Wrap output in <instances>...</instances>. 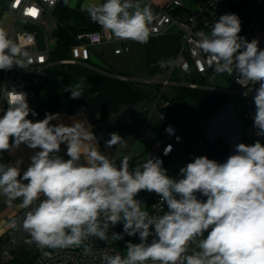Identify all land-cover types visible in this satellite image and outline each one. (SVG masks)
Returning a JSON list of instances; mask_svg holds the SVG:
<instances>
[{"label":"clouds","instance_id":"obj_1","mask_svg":"<svg viewBox=\"0 0 264 264\" xmlns=\"http://www.w3.org/2000/svg\"><path fill=\"white\" fill-rule=\"evenodd\" d=\"M63 3L73 6L70 0ZM80 10L116 40L146 43L150 36L153 13L140 0H88ZM240 32L239 17L223 14L209 34L197 39L194 54L209 56L217 73H235L247 89L259 84L253 122L258 135H264V49ZM26 55L0 28V70L26 68ZM65 91L77 99L85 85L78 82ZM27 96L15 88L3 92L7 107L0 116V153L21 144L39 150L22 175V160L0 163V195L9 203L19 199L27 209L19 226L29 243L40 249L82 248L89 256L90 238L109 245L127 235L138 236L139 242H126L123 254L106 247L100 264H264V144L259 140L236 145L235 154L222 163L195 157L172 177L152 157L130 168L132 157L125 155L117 164L100 150L86 121L53 124L61 114L45 113L34 122L28 117L38 114ZM122 141L111 133L105 146L110 149ZM61 145H66L68 159L60 155ZM141 191L159 196L152 205L158 209L155 214L136 198ZM118 224L123 232L109 234ZM11 225L16 228L18 221Z\"/></svg>","mask_w":264,"mask_h":264},{"label":"built area","instance_id":"obj_2","mask_svg":"<svg viewBox=\"0 0 264 264\" xmlns=\"http://www.w3.org/2000/svg\"><path fill=\"white\" fill-rule=\"evenodd\" d=\"M148 1L153 13V21L149 25L150 36L160 35L177 29L180 38V51L169 67L161 63L164 77L160 80L129 79L122 76H112L121 81H140L146 84L155 85L158 89L153 104L162 119L161 110L168 108L169 103L163 100V96L168 87L176 86L171 82V77L175 69L191 76L192 81L183 84L181 87L197 90H210L216 93L237 95L239 98L254 102L255 88L259 84L248 85V89L238 83L234 73L231 77L227 74H220L215 71L212 59L203 54H194L196 41L201 35L210 33L212 24L223 14H236L240 19L241 7L245 6L244 23L242 37L249 42L253 39H263V44L258 47L264 49V0H191L193 8L185 6L184 0H170L162 5H156L151 0ZM60 0H1L0 1V28L18 46L27 53L24 59L30 60L26 68L14 66L10 70H0V111L6 110V100L3 99L5 89L15 88L17 91L27 93L28 85L35 79L45 78L47 70L54 66L50 62V42L58 40L55 38L57 22L54 18V11ZM34 11L35 15L31 12ZM76 43L69 48V57L59 61L60 65L80 66L91 68L90 49L98 45H112L114 54L121 55L128 51L127 42L130 40H116L113 36L105 33L101 28L96 31L79 34L75 37ZM102 74L108 75L107 73ZM193 79H196L195 81ZM218 79L225 80L227 85L217 86ZM176 84V85H175ZM231 85L234 88H231ZM245 96L244 92L248 91ZM28 99V96H27ZM253 119V117L251 118ZM179 143L177 129L171 124L166 123L160 131L159 146L156 149L147 151L143 160L152 157L165 161L174 155V147ZM2 153H0V156ZM119 164V163H117ZM159 196L156 195L152 205L158 203ZM149 208L150 214H155L158 209ZM166 210V209H165ZM27 209L16 212L10 220L9 228L0 237V264H11L14 261L29 260L23 264H100L99 256L107 247L108 251L120 252L126 250V242H139V237L124 236L123 240L116 243L106 244L99 241L93 244V255L85 256L82 248L68 249H40L34 243H29V235L23 231L19 223ZM12 220L18 221V226L13 228ZM116 231L115 227L110 230ZM122 233V232H119Z\"/></svg>","mask_w":264,"mask_h":264},{"label":"trees","instance_id":"obj_3","mask_svg":"<svg viewBox=\"0 0 264 264\" xmlns=\"http://www.w3.org/2000/svg\"><path fill=\"white\" fill-rule=\"evenodd\" d=\"M244 11L245 6L243 5L240 13V36H242L244 23L246 22ZM54 18L57 22L58 40L57 48L52 52V56L57 60H65L69 57L68 50L70 46L76 43L75 37L77 35L96 31L100 28L89 19L86 12H82L78 7H66L63 0H60L56 7ZM87 70L90 71L82 67L83 72ZM103 72L107 73L105 70ZM94 77V85L85 88L84 95L77 99H72L70 92L56 91V88L65 82L63 80L54 85L42 81L34 82L26 88L28 103L35 104V112L38 115L58 110L73 113L82 108H93L98 113L100 120L103 121L120 107L137 104L144 99L142 92L132 81H121L112 76L97 73L94 74ZM231 88H234V86L231 85ZM232 99V96L228 94L185 87L176 88L171 95L163 97V100L168 102L169 106L162 109L160 113L163 125L171 123L177 129L179 143L174 147V155L178 160H182L187 164L198 156H207L209 159H214L211 152L207 151L209 144L204 140L201 130L205 120L220 112ZM239 102L254 114V102L243 98H240ZM31 117L35 118L36 116ZM243 124L248 127L252 126L254 122L253 120L244 119ZM156 138H160V133ZM261 143L264 144V142ZM216 144H220L224 149L221 159L216 160L222 163L228 153V148L221 139L215 140L212 146L215 147ZM138 162H142V156L133 158L130 162V168ZM200 198L204 199L202 196ZM115 229L117 232H123V225L118 224ZM24 262H29V260L23 262L16 260L11 264H23Z\"/></svg>","mask_w":264,"mask_h":264},{"label":"crops","instance_id":"obj_4","mask_svg":"<svg viewBox=\"0 0 264 264\" xmlns=\"http://www.w3.org/2000/svg\"><path fill=\"white\" fill-rule=\"evenodd\" d=\"M145 1L147 2V4H149L147 0ZM151 1L156 5H162L170 0H151ZM82 2L86 3L88 2V0H79L78 5L74 4L70 8L78 7L80 9ZM97 2H101V0H97ZM180 46H181L180 38L177 29H171L169 32L164 34L149 36L146 43H138L136 41L130 40L127 42L128 51L126 53L121 55H115L113 52L112 56L117 58L126 57V60L128 62L133 61L136 64V68L131 69L132 71H128V74L135 73L141 75L140 77H147L150 80H160L164 77V72L161 69V63H165L167 67L171 66L179 54ZM101 47H103V45L91 47L90 49L91 57L89 62L91 68H87V69H89L94 74L96 73L102 74L101 72L105 70L109 76H122L125 78L137 79L135 77H129L128 75L127 77L126 75L121 73H114V71L106 64L107 61L103 62V60H101L99 55L96 53L95 50H99L101 49ZM111 71H113V74L115 75L111 74L112 73ZM231 96L232 98H234L237 95H231ZM236 98L237 100L240 99L238 96ZM137 104L122 106L115 113L111 114L108 118H106L103 121L100 120L98 113L93 108H88V107L82 108L73 113H67L63 110H58L51 113H60L62 119L54 120L52 121V123L53 124L64 123L66 125H71L74 119L86 121L92 126L93 132L98 137V144L100 150L102 152L106 151L105 154L108 155L110 158L115 159L117 163H119L121 158L125 155L131 156L132 159L142 156V161H143V158L146 155L147 151L151 149H156L159 146V139L147 138V137L141 138V137H137V134L135 135L136 130H135L134 122H137L138 119L141 118L139 111L137 112V110H134ZM4 111L6 110L0 111V116L4 114ZM144 111L146 112L145 108ZM232 113L233 112L231 110L229 111V113H224V112L219 113L217 116L218 121L216 123H219L221 125L225 120L224 122L227 124L229 123L231 129L233 128L234 132H236L235 135L225 140L229 141L233 145L232 147H234L236 145L235 138H238L240 136L239 135L240 133H238V126L236 125L235 122V112L234 114ZM28 118L31 119L33 117H31L30 115ZM113 122L115 123L118 122V124L120 125V128L122 130L121 137L123 138V141L119 145L107 149L105 146V142L108 139H110V130L109 127L106 126L109 125V123L113 124ZM97 125H99V129H100L99 135L97 134V130H96ZM127 125L132 126V128L130 129L131 132H129ZM126 130L132 134L131 138H126L124 136V132ZM214 138L217 139L220 137H214ZM38 150L39 149H30L26 145L21 144L18 149H15L12 152H8V151L3 152L2 155L0 156V163L15 164L16 160L18 159L22 160L23 161V163L21 164V175H22L23 171L27 170V167L31 162L30 160L31 156ZM60 155L64 156L65 159H68V157L66 156V145H61ZM176 161L179 160L176 158L175 155H171L165 161L164 168L167 170L168 174L172 177H177L179 174V170L182 167L186 166V162L176 165L175 164ZM156 195L157 194H155L154 192L149 193L147 191H141L136 198L142 201L145 210L148 211L150 206L154 202ZM20 204L21 201L19 199L9 203L4 196L0 195V237L9 228L11 217L16 212L23 209L20 207Z\"/></svg>","mask_w":264,"mask_h":264},{"label":"rangeland","instance_id":"obj_5","mask_svg":"<svg viewBox=\"0 0 264 264\" xmlns=\"http://www.w3.org/2000/svg\"><path fill=\"white\" fill-rule=\"evenodd\" d=\"M140 2L142 5H148L145 0H140ZM184 2H185L186 7L193 8V3L191 0H184ZM78 3H79V0H70L71 5H74V4L78 5ZM81 4H83V2ZM55 38L56 39L58 38V30L55 31ZM258 41H259V45L263 44L262 38L259 37ZM49 47L51 50L54 51L57 48V42L56 41L50 42ZM95 51L99 55L100 59L103 60V62L107 61L106 64L114 71V73H121L126 76L128 75L129 77H135L137 78V80L138 79H149L147 77H140L141 75H138L135 73L128 74V71H132L131 69L136 68V64L133 61L128 62L126 60V57H119V58L113 57L112 56V53H113L112 45H103L101 49L95 50ZM59 61L61 60L55 59L51 54L50 62L55 63V65L50 67L47 70V73H48L47 77L35 79L34 82L42 81L50 85L51 84L54 85L56 83H59L61 80L65 81L58 88H56V91L58 92H68V91H65V89L69 87L70 85H73L78 82L84 83L85 88H89L94 85L95 77L92 72L88 70L83 72L82 67L80 66L60 65L58 64ZM113 71H111L112 72L111 74H113ZM191 81H192L191 76H188L184 74L183 72L179 71L178 69H175L171 77V82H175L178 85L175 84L176 86L168 87L165 91L164 96L172 94L176 88H180L181 86H183V84L190 83ZM134 83L138 86V88L140 89V91L142 92L144 96L143 102L137 104L134 109V110H137V112L139 111L141 115L140 116L141 118L138 119L137 122H134L135 130H136L135 135L137 134V137H141V138H146V137L156 138L163 127V120L158 115V112L154 110L153 108L155 96L157 94L158 89L155 85H152V84H146L140 81H135ZM226 83L227 82L222 79H218L216 81L217 86H225L227 85ZM236 97L237 96H235L232 99V101L227 106L224 107L223 110L207 118L201 130L204 140L208 144L213 145V143L217 139H221L223 140V142H226L225 145L228 148L227 149L228 153L224 157L223 159L224 161H226L230 155L235 154L236 145L232 147L233 145L229 141H226L225 139L232 137L233 135H235L236 132H234L233 128L231 129V126H229V123L227 124L224 122L225 120L223 121V124L221 125L219 123H216L218 121L217 116L219 113H223V112L229 113L230 110L233 112L232 114H234L235 112V122H236V125L238 126V133H240L239 134L240 136L238 137L239 144L244 143L247 145H252L257 140H259L260 142H264V135H258V129L254 127V124L248 127L244 126L243 124L244 119L253 120L251 118L253 117L254 114L248 108L247 109L244 108V106L240 104L239 100H237ZM29 107L33 110H35L36 108L35 104H29ZM144 108L146 109V112L144 111ZM44 117H45V113L36 116L35 119L42 120ZM106 127H109L110 134L118 133L120 136H122V133H121L122 130L118 122L117 123L113 122V124L109 123V125H107ZM131 128L132 126H128L129 132H131L130 130ZM96 130H97V134L99 135L100 133L99 125H97ZM129 132L127 130L124 132V136L126 138L132 137V134ZM214 137H220V138L215 139ZM183 162L184 161L179 160V161H176L175 164L178 165V164H182ZM90 240L93 244H97L100 241L96 238H90ZM125 251L126 250H123L122 254Z\"/></svg>","mask_w":264,"mask_h":264},{"label":"water","instance_id":"obj_6","mask_svg":"<svg viewBox=\"0 0 264 264\" xmlns=\"http://www.w3.org/2000/svg\"><path fill=\"white\" fill-rule=\"evenodd\" d=\"M31 120L35 122V118H31ZM235 139H236V145H238L239 144L238 138H235ZM207 151L211 152V156L215 160H220L224 154V149L221 147L220 144H216L215 147H213L212 144H209L207 147Z\"/></svg>","mask_w":264,"mask_h":264},{"label":"snow or ice","instance_id":"obj_7","mask_svg":"<svg viewBox=\"0 0 264 264\" xmlns=\"http://www.w3.org/2000/svg\"><path fill=\"white\" fill-rule=\"evenodd\" d=\"M31 14H32V15H35V12H34V11H32V12H31Z\"/></svg>","mask_w":264,"mask_h":264}]
</instances>
